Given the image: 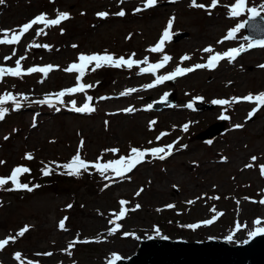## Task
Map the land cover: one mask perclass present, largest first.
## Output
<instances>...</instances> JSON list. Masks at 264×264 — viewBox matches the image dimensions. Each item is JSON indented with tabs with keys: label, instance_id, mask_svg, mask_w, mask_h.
<instances>
[{
	"label": "rangeland",
	"instance_id": "374dc122",
	"mask_svg": "<svg viewBox=\"0 0 264 264\" xmlns=\"http://www.w3.org/2000/svg\"><path fill=\"white\" fill-rule=\"evenodd\" d=\"M233 2L219 0L214 8L192 7L191 0H160L159 5L148 8H144L145 0L0 3V29H18L41 13L49 19H54L58 11L70 16L60 25L44 28L46 34L37 36L36 30L44 26L34 25L18 44H0V66L14 68L21 56L25 57L21 60L24 72L34 66H54L47 75L34 72L0 78V95L11 93L21 104L19 109L13 101L0 105L8 109L0 120V161L5 162L0 164V177L8 176L16 166H25L30 172L20 175L19 181L33 188L31 192L9 191L13 188L11 182L0 187V239L15 237L0 250V264H108L113 254L127 256L147 237L188 241L214 238L241 243L256 228H264L261 208L264 204L259 203L264 199V176L259 169L264 165V106L252 119L247 117L256 107L255 102L215 104L198 113L193 107H184L196 100L212 103L215 99L231 100L264 92V68L260 67L264 65V47L247 49L231 62L225 58L213 69H195L172 82L143 87L153 83L156 75H166L177 66L187 68L206 63L209 55L241 44L247 48L254 39L246 37L243 28L234 39L223 40L242 17L229 15L227 6ZM197 3L207 6L211 0ZM248 4L259 7L264 0H248ZM136 8L143 10L136 12ZM121 10L126 13L124 16L115 14ZM98 12H107L108 16L99 17ZM261 15L264 17V13ZM172 17L171 36L184 34L166 41L163 52L149 51ZM247 17V13L243 14L240 23ZM208 18L219 24L208 28L205 26ZM32 44L50 47H29ZM208 46L212 47V53L202 51ZM105 52L125 59L134 53L133 59L143 61L147 57L149 63L159 62L165 54L172 59L156 75L139 74L146 64L131 69L104 66L92 71L93 64L80 81L91 86L84 92L66 95L63 103L50 97L52 106L34 102L76 85L78 73L64 69L78 63L81 53ZM186 54L190 59L182 61ZM6 56L11 59L5 60ZM129 88L137 91L120 95ZM170 92L180 109L175 106L157 111L148 107ZM88 96L93 98L94 111L71 110L70 101L75 100L80 107ZM127 108L134 110L124 111ZM221 115L229 119L216 138L205 142L191 138ZM151 121L155 124L150 125ZM236 124L243 127L235 128ZM162 132L167 134L157 140ZM168 144L174 145L170 156L160 160L148 155L122 177H115L111 170L102 176L94 167L81 170L79 175H68L67 170L58 166L68 163L78 148L85 161L96 162L99 157V162L106 163L127 156L131 147L149 149ZM112 148L119 151H106ZM25 154L33 158L25 159ZM253 156L257 157L255 162L251 160ZM248 164L253 167L246 168ZM45 168L49 171L47 176L42 172ZM137 192L140 194L136 195ZM122 199L129 202L125 205L127 209L134 210L116 221L120 228L109 235V229L115 227L109 221L119 213ZM210 219L211 224L203 223ZM257 219L261 221L259 225L255 223ZM61 220L63 229L59 226ZM192 224L199 227H187ZM25 226L28 230L19 236ZM228 236L232 240L226 239ZM72 241L76 243L69 248ZM16 253L20 254L19 260Z\"/></svg>",
	"mask_w": 264,
	"mask_h": 264
},
{
	"label": "snow or ice",
	"instance_id": "6c2138e0",
	"mask_svg": "<svg viewBox=\"0 0 264 264\" xmlns=\"http://www.w3.org/2000/svg\"><path fill=\"white\" fill-rule=\"evenodd\" d=\"M0 3H3V0H0ZM157 0H145L144 3V8L152 7L156 5ZM219 0H211L210 5H204V4H198L197 0H191V5L192 7H199V8H214L218 5ZM229 9V15L233 18L235 17H240L242 14L247 13L248 15V20L243 21L242 23H237L232 29H230L227 34L223 37V40H230L234 39L236 33L245 27V25L248 23L249 20H255L257 17H260L262 13H264V4L260 5L259 7L257 6H249L248 0H234V2L230 5L227 6ZM143 9L141 8H136L134 11L139 12L142 11ZM118 16H124L126 13L121 10L117 13H115ZM97 15L99 17H106L108 16L107 12H98ZM70 16L67 12H60L58 11L56 14V17L54 19H49L46 14L41 13L39 15H36L33 19L28 21L27 23H24L23 25H20L18 29H0V44H7V45H14L18 44L21 40V38L24 36L25 33L29 32L33 28L34 25H43V28H38L36 30V35L39 36L41 34H46L44 33V28H48L51 26H57L60 25L62 21H65L69 19ZM173 21L174 17L169 18L167 25L165 26L160 39L158 42L154 45L151 46L148 50L151 52H163V46L166 41H169L171 39V34H170V29H172L173 26ZM63 32V29H61ZM222 41H218V43H221ZM254 46H261L264 47V40H257L254 43L249 42L247 45V48L243 44H241L239 47H234L231 48L223 53H215L212 55L208 56L207 62L206 63H197L193 67H179L177 66L172 72L166 74V75H156V72L158 69L164 68L166 64L172 59L169 55L165 54L162 56V59L157 62V63H149L148 58L145 57L143 61L133 59L132 56L135 54L133 53L132 56H129L127 59L125 57L121 56L119 58H114L112 54H109L107 52L103 54L99 53H93V54H83L81 53L78 56V63L74 62L70 64L64 71L66 72H76L78 75L76 76V85L74 87H69L65 88L59 92L53 93V94H46L45 98L39 101H34L35 103H40V104H49V106H52V100L50 97H54L57 102L63 103L62 98L65 97L66 95H72L78 92H84L86 88L91 87L90 85L83 84L81 83V78L85 74V70L90 66L94 64V67L91 68L92 71H95L98 68L104 67V66H109V67H114V68H120V67H127L131 69L134 65H140V64H146L147 67H141L139 70V74L143 73H152L153 75H156L155 80L153 83L144 85L143 87L145 88H152L158 84L163 83L164 81L167 80H173L178 76L185 75L186 73L192 72L195 69H200V68H208V69H213L217 66L218 62L227 58L229 62L235 60L237 56H239L242 52L246 51L247 49H250ZM29 47H44L48 48L50 47L49 45H42V44H32ZM73 47H76V45H73ZM205 53H212L213 49L211 46L205 47L203 50ZM12 55H16L15 49H13ZM5 60H10L11 56H6L4 57ZM25 59L24 56H21L19 59L15 61V67H3L0 66V78H3L5 75L8 76H13V77H20L23 74H31L34 72H40L45 75H47L48 72L53 70V65H47L45 67H29L26 69V72L22 70L21 66V60ZM190 56L187 54L181 57L182 61L189 60ZM59 67V66H55ZM260 67L264 68V65H260ZM137 91L135 88H129L123 92L120 93L121 96L128 95L130 93H133ZM23 96V94H20ZM24 99H27V97H23ZM93 98L91 96L87 97L88 101H91ZM100 99H105V97H100ZM197 99H202V98H197ZM7 101H13L15 108L19 109L21 107V104L17 100V97L12 95L11 93H5L4 95H0V105L5 104ZM255 102L256 107H254L249 113H248V119H251L255 113L260 110L261 106H264V92H260L258 94H252L249 93L248 95L242 96V97H233L231 100L228 99H215L212 101L213 104L217 105H230L231 103H237V102ZM72 107L71 110L75 112H92L95 109L90 106L89 103H84L82 106L77 107L76 106V101H70ZM149 108L151 105L148 106ZM188 107H192L191 104L188 105ZM59 110V109H57ZM134 109L132 108H127L124 109L126 112H131ZM8 109L0 107V120H2L6 114ZM221 120H227L229 119L228 116L226 115H221L219 117ZM107 123V122H106ZM151 124H155V121H151ZM187 125H184V130H187ZM235 128H241L243 125L236 124L234 125ZM167 133H161L160 136L157 137V140H160L161 137L165 136ZM7 139V137H5ZM83 141H81L80 147H83ZM151 143V142H149ZM173 144H168L165 147H152L149 149H141L137 147H131L129 154L127 156H120L118 159L110 160L106 163H101L99 162L101 158H97L96 162H88L82 159L80 155V150L79 148L77 149L76 155H74L71 160L63 165H58L59 167H63L64 169L67 170L68 175H79L81 173V170L87 171L89 167H94L102 176L111 170L112 173L115 174V177H122L126 175L127 173H130L138 164L142 163L145 159L146 156L151 155L153 158H158L160 160H164L167 156H170L172 154V149H173ZM167 148V151L165 150ZM106 151H110L112 153H117L119 150L112 148V149H107ZM25 159L31 160L33 157L31 154H25ZM251 160L255 162L257 160V157L253 156L251 157ZM5 163L4 161H0V164ZM246 168L253 167V164H248L245 165ZM260 169V174L264 176V165L259 166ZM30 169L25 167V166H16L11 170V173L6 176V177H0V187H3L7 185L9 182L13 185V188L7 189L9 191L11 190H27L31 192L33 190L32 187H29L28 184L21 183L19 181L20 175L24 173H29ZM43 175L47 176L49 175V171L47 168L42 169ZM106 179L108 177H105ZM34 187H39V185H35ZM105 187H108V185H105ZM142 191V189H141ZM140 193L137 192L136 195H139ZM212 199H219V197H212ZM247 199V198H245ZM129 202L126 200H120V209L119 213L115 214V219L110 220L109 223L115 224L114 228L109 229L108 234L111 235L115 231H117L120 228V225L116 223V221L121 220L124 218L126 215V212L129 210H134V209H127L125 205H127ZM188 203H193L192 201H188ZM259 203L264 204V199H261ZM68 207H71L69 205ZM140 205H136V208H139ZM167 207L171 208L173 205H168ZM215 219V217H213ZM213 220H205L203 221L204 224H211ZM257 225L261 223L259 219L255 221ZM60 228H64V221L61 220L59 224ZM189 228H197L199 227L198 224H192V225H187ZM240 225H237V228H239ZM28 230L27 226H25L24 229H22L18 235L23 236L24 233ZM264 234V228L258 227L255 229V231L249 233L250 236H256ZM125 235H128L125 233ZM232 236H228L226 239L232 240ZM15 240V237H10L9 239H0V250H3L6 245L9 244V240ZM76 241H72L69 244V248H71ZM64 251H67L65 249ZM71 254V253H69ZM44 255H52V253H44ZM16 259H20V254L16 253L15 254ZM121 259L116 254L112 255L111 260L109 261V264H115L117 260ZM31 264V262H29Z\"/></svg>",
	"mask_w": 264,
	"mask_h": 264
},
{
	"label": "water",
	"instance_id": "95a60500",
	"mask_svg": "<svg viewBox=\"0 0 264 264\" xmlns=\"http://www.w3.org/2000/svg\"><path fill=\"white\" fill-rule=\"evenodd\" d=\"M256 23L260 29L264 28L261 17L249 20L245 25L248 36L253 35L251 31L258 25ZM196 105L202 108L200 103ZM222 130L223 122L220 121L200 131L194 138L211 139ZM115 264H264V234L252 236L240 244L214 239L149 238L140 242L135 253L117 260Z\"/></svg>",
	"mask_w": 264,
	"mask_h": 264
},
{
	"label": "bare ground",
	"instance_id": "6f19581e",
	"mask_svg": "<svg viewBox=\"0 0 264 264\" xmlns=\"http://www.w3.org/2000/svg\"><path fill=\"white\" fill-rule=\"evenodd\" d=\"M209 19V18H208ZM207 19V21L205 22V26H207L208 28H215L219 23L218 22H216V21H214V20H212V19H209L208 20ZM191 72H189V73H186L184 76H186V75H188V74H190ZM108 97H110V96H108ZM262 208V215L264 216V205H263V207H261ZM51 252H53V251H51ZM6 264V263H5Z\"/></svg>",
	"mask_w": 264,
	"mask_h": 264
},
{
	"label": "trees",
	"instance_id": "16d2710c",
	"mask_svg": "<svg viewBox=\"0 0 264 264\" xmlns=\"http://www.w3.org/2000/svg\"><path fill=\"white\" fill-rule=\"evenodd\" d=\"M61 173H63V172H61ZM65 173V172H64Z\"/></svg>",
	"mask_w": 264,
	"mask_h": 264
}]
</instances>
